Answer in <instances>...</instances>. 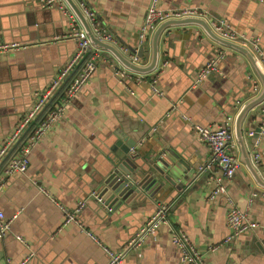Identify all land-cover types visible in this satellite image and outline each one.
<instances>
[{
  "label": "crops",
  "instance_id": "obj_1",
  "mask_svg": "<svg viewBox=\"0 0 264 264\" xmlns=\"http://www.w3.org/2000/svg\"><path fill=\"white\" fill-rule=\"evenodd\" d=\"M79 1L96 11L114 35L113 44L131 59L151 0ZM159 3L163 8H206L211 17H223L236 30L259 36L264 50V0ZM70 32V21L59 5L45 7L41 0H0V44L16 45L0 49V146L32 107L36 92L49 86L75 52L76 40ZM141 51L139 61L147 65L152 56L151 39ZM219 51L224 53L219 71L198 81L200 68ZM91 54L97 55L96 71L69 103L65 115L31 149L27 171L6 176V161L0 159V209L7 218L18 213L11 230L0 237V264H21L30 254L27 264H106L108 255L103 245L114 250L125 248L160 204L169 207L170 223L189 234L207 264H264V187L241 160L243 165L236 175L225 182L227 192L212 197L217 187L212 175L221 170L213 165L211 171H199L210 160L211 151L193 135L182 116L187 114L192 121L211 126L219 125L226 115H232L236 122L244 105L263 89L248 57L215 41L200 25L168 27L160 36L155 69L144 73L147 79L157 77L166 92L161 97L152 93L147 79L137 82L140 73L126 67L111 51L97 47ZM112 62L126 68L129 76L124 77V83L111 69ZM253 80L260 85L257 94ZM175 102H179L178 110L168 115ZM263 107L264 100L249 110L243 122L251 153L255 140L251 142L253 137L247 133L264 119ZM136 136L139 140L134 151H140L144 163H155L165 151L167 156H177L189 176L181 188L168 184L155 196L125 199L109 209L93 195L103 190L104 179L122 155L119 142L126 145ZM237 145L241 159L238 141ZM259 147L264 149V135ZM257 169L264 179V159ZM82 199L86 205L78 214L81 225L65 223L62 207L74 210ZM229 200L258 226L225 244ZM91 232L103 245L90 236ZM124 264L187 263L180 260L169 227L163 225L155 236L130 249Z\"/></svg>",
  "mask_w": 264,
  "mask_h": 264
},
{
  "label": "built area",
  "instance_id": "obj_2",
  "mask_svg": "<svg viewBox=\"0 0 264 264\" xmlns=\"http://www.w3.org/2000/svg\"><path fill=\"white\" fill-rule=\"evenodd\" d=\"M79 7L87 17L94 33L101 40L115 43V37L112 32L99 19L96 11L89 7L84 1H79ZM42 6L50 7L59 5L62 11L67 15L70 24V35L76 40V50L65 65L59 70L56 77L51 81L49 86L36 92V99L32 107L23 115L18 124L14 127L6 141L0 146V159L6 161L4 174L13 175L16 173H25L29 167V154L34 145L41 140L53 127V124L63 117L66 108L73 99L79 94L81 89L88 83L97 69V55H92L91 50L97 48L87 34L84 25L81 23L77 14L67 2V0H41ZM211 12L198 5H183L178 7L163 8L159 0H151L144 22L138 32V45L131 53V60L134 63L141 64L139 61V52L143 49L146 42L158 25L167 19H181L186 17H199L208 21L211 28L221 37L238 42L248 47L255 55L258 62L263 65L264 69V50L260 44V37L249 35L245 32L236 30L225 18L211 17ZM16 45L0 44V49H9ZM128 51V48H125ZM224 58L223 51L210 58L199 70L198 81L206 79L211 73L219 71V63ZM111 69L119 79L124 83V77L129 76L126 68H120L112 62ZM146 74L140 73L136 77L137 82L146 80ZM150 82L152 93L157 96H164L165 90L157 83V77L147 79ZM260 85L257 80H253V91L259 93ZM241 101H238L240 106ZM179 102L172 103L168 112L170 115L173 111L178 110ZM264 111V107L262 109ZM183 118L189 122L193 135L200 141L204 142L211 151L210 160L199 167L200 172L212 170L213 165H218L221 170L219 173L212 175L216 180L217 187L212 191V197L218 194L226 193L227 187L225 182L231 180L237 171L243 165V162L236 153L238 148L235 135V119L232 115H226L225 119L217 126L201 124L191 120L187 114H182ZM249 137H257L254 142V150L251 153V160L255 166L264 159V149L259 147L260 139L264 135V119L258 125L248 131ZM3 187V181L0 179V191ZM100 202L104 203L99 194L93 195ZM230 205L227 211V226L229 233L226 235L223 243L227 244L234 241L246 231L256 228L258 222L253 220L246 211L242 210L234 201L229 200ZM86 205V199L78 201L74 210L62 207L65 214V223H79L78 214ZM108 206V205H106ZM109 209L112 206H108ZM169 207L166 204H160L156 211L148 217L145 223L140 227L136 234L132 236L127 246L121 250H114L103 245L102 242L91 232L90 236L95 241L103 245V249L108 255L106 264H124L127 252L138 247L148 240L149 237L155 236L160 227L168 225L172 244L180 254V260L187 264H207L201 250L192 242L189 234L172 225L168 218ZM18 216L14 214L7 218L4 211L0 209V237L6 235L11 230L13 220ZM80 224V223H79ZM81 225V224H80ZM17 238L25 240L17 235ZM220 245L212 246L215 250ZM32 254L27 256L21 264H27Z\"/></svg>",
  "mask_w": 264,
  "mask_h": 264
},
{
  "label": "water",
  "instance_id": "obj_3",
  "mask_svg": "<svg viewBox=\"0 0 264 264\" xmlns=\"http://www.w3.org/2000/svg\"><path fill=\"white\" fill-rule=\"evenodd\" d=\"M67 2L84 25L93 44L111 51L121 63L138 73H148L155 69L158 60L159 40L163 30L168 27L182 24L200 25L215 41L233 47L246 55L258 72L263 83V89L259 95L248 101L237 115L235 135L241 150V160L247 165L255 181L264 187V179L258 171L257 166H255L251 160L250 151L243 133V122L247 113L251 108L264 100V71L260 67L255 55L248 47L219 36L211 28L208 21L203 18L186 17L181 19H167L158 25L151 36V61L147 65L137 64L123 54L115 44L101 40L95 35L87 17L75 0H67ZM142 54L143 51H140L139 55L142 56ZM138 136L132 141H127L126 145L119 142L122 155L115 160L116 167L114 171L104 179V188L98 193L99 196L103 198L104 204L108 206H113L116 202V206H119L123 200L132 199L133 197H138L143 194L155 196L159 192L164 191L168 184L181 188L185 181H187L188 177L186 175H188V172L186 171V167L182 162L177 161L178 159L175 154L173 156H167V153L162 151L160 154L161 159L157 158L155 163H153L154 160L144 163L140 151L137 150V153L134 151L139 140L136 139ZM254 140L255 137L251 139V142ZM164 153L166 154L162 155Z\"/></svg>",
  "mask_w": 264,
  "mask_h": 264
}]
</instances>
